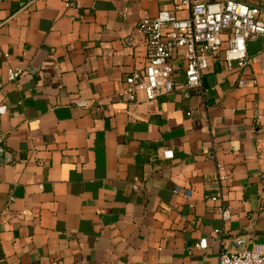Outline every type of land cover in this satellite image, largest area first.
Instances as JSON below:
<instances>
[{
    "label": "crops",
    "instance_id": "0c3cea01",
    "mask_svg": "<svg viewBox=\"0 0 264 264\" xmlns=\"http://www.w3.org/2000/svg\"><path fill=\"white\" fill-rule=\"evenodd\" d=\"M161 9L188 16L174 0H0V264H217L241 237L264 249L262 41L242 73L212 58L188 96L122 102L149 52L137 23ZM171 61L181 83L184 51Z\"/></svg>",
    "mask_w": 264,
    "mask_h": 264
},
{
    "label": "built area",
    "instance_id": "2783aa9c",
    "mask_svg": "<svg viewBox=\"0 0 264 264\" xmlns=\"http://www.w3.org/2000/svg\"><path fill=\"white\" fill-rule=\"evenodd\" d=\"M174 5L187 10L188 16L178 18L171 11L161 9L155 17H144L137 23V30L143 34L149 52L145 65L132 70L123 79L117 92L122 102L137 101L139 92L148 102L176 89L188 96L201 87L210 59L218 58L228 72L242 73L251 64L247 42L260 38L264 46V0H174ZM65 6L69 3L66 2ZM175 49L184 51L185 68L181 83L174 80L171 59ZM19 75L20 71L8 69L10 81ZM247 83L256 85L255 76L249 79L242 77L238 81L240 86ZM4 112L6 107L0 106V114ZM163 156L172 158L173 154L163 151ZM216 176L219 183L224 184L229 180L230 173L219 166ZM133 188L139 187L133 185ZM180 192V188L175 189V193ZM210 199L220 201L219 194ZM216 211L223 223L229 222L231 211L228 207L219 203ZM221 233L222 230H214L212 234L218 239ZM195 247L206 249L207 239L201 238ZM217 264H264V249L260 242L252 240L248 247L240 251H223Z\"/></svg>",
    "mask_w": 264,
    "mask_h": 264
},
{
    "label": "water",
    "instance_id": "95a60500",
    "mask_svg": "<svg viewBox=\"0 0 264 264\" xmlns=\"http://www.w3.org/2000/svg\"><path fill=\"white\" fill-rule=\"evenodd\" d=\"M0 152H1V149H0ZM3 159H4V156L3 155L0 156V162ZM245 242H246V238L241 237L237 240L229 241L226 246L229 249V251L237 252V251H240L244 248Z\"/></svg>",
    "mask_w": 264,
    "mask_h": 264
},
{
    "label": "trees",
    "instance_id": "16d2710c",
    "mask_svg": "<svg viewBox=\"0 0 264 264\" xmlns=\"http://www.w3.org/2000/svg\"><path fill=\"white\" fill-rule=\"evenodd\" d=\"M207 1H209V2H214V0H207Z\"/></svg>",
    "mask_w": 264,
    "mask_h": 264
}]
</instances>
